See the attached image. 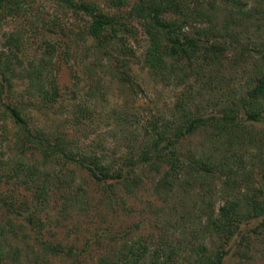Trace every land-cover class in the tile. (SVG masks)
<instances>
[{"label": "trees", "instance_id": "trees-1", "mask_svg": "<svg viewBox=\"0 0 264 264\" xmlns=\"http://www.w3.org/2000/svg\"><path fill=\"white\" fill-rule=\"evenodd\" d=\"M52 1L57 8L49 13L33 0H0V26L12 19L17 28L0 27V117L14 127L13 142L18 147L41 156L37 164L35 158L16 162L10 175L24 188L32 187L30 192L42 202L36 203L40 210L51 185H56L57 176L52 174L56 166L70 173L68 165L83 169L108 192L110 206L124 204L119 191L135 193L149 182L168 215L162 228L182 232L186 224L191 225L186 227L188 237L164 235L152 248L144 239L125 241L112 258L100 257L96 264H231L225 260V245L240 226L258 219L256 229H264V157L251 160L257 159L260 167L256 181L238 179L243 168L239 146L245 150L251 141L264 145V38L258 43L261 59L251 69L252 79L234 88L225 85L230 77L218 74L249 62L241 42L247 15L240 0ZM60 9L79 14L83 24L69 28L58 14ZM239 23L241 33L236 29ZM83 49L80 60L87 74L83 79L87 97L79 100L70 94L79 80L72 88L61 89L57 71L60 61L75 60ZM231 49L233 59L227 57ZM134 66L146 71L150 83L176 86L165 111L130 118V104L122 109L98 101L106 99L104 78L127 91L143 92L131 72ZM212 89L217 90L216 97L203 95ZM61 100L72 103L65 116L60 115ZM38 114L49 115V121L40 122ZM55 116L71 129L84 131L90 123L112 119L120 127V135L115 133L120 144L106 149L96 141L79 147L57 123L50 122ZM258 124L262 126L251 131ZM197 134L205 139L193 148L190 144ZM221 177L219 191L225 198L214 207L212 199L205 202L199 186L208 189ZM195 195L206 206L193 204L190 199ZM2 204L14 216L21 215L23 207L28 209L25 201L18 199L15 205L0 195ZM172 211L179 213L171 221ZM27 216L29 222L32 213ZM9 219L0 217V259L23 264L18 248L10 242L17 227L13 229ZM38 243L45 251L60 250L58 243ZM30 264L37 263L33 259Z\"/></svg>", "mask_w": 264, "mask_h": 264}, {"label": "rangeland", "instance_id": "rangeland-1", "mask_svg": "<svg viewBox=\"0 0 264 264\" xmlns=\"http://www.w3.org/2000/svg\"><path fill=\"white\" fill-rule=\"evenodd\" d=\"M240 2L247 15L245 23L241 21L247 29L245 35L242 34L241 42L245 45L244 53L250 55L248 60L245 58L249 62L243 67H236L233 72L227 69L218 72V74L222 73L223 76L230 77L225 82L226 84H223L234 88L242 86L245 81L252 79L250 78L251 69L255 68L261 59L257 50L261 46L258 43L264 38V2L261 0H240ZM33 3L43 4L49 13H53L57 8L52 0H33ZM58 14L63 23L69 28L77 29L83 24V19L79 14H70L68 11L61 9ZM238 17V15L234 17L235 22L238 21ZM241 23L236 26L239 33L243 29ZM0 27L1 29H17L12 19ZM138 41L142 43V40L139 39ZM132 43L134 45L138 44L136 41ZM78 53L80 55L75 60L60 61L57 81L61 89H66L67 86L71 88L74 86V80H79L78 84L75 85L79 88L73 87L70 94L74 93L77 99L81 100L87 97L84 93L87 84L83 83V79L87 77V74L80 60L85 51L83 49ZM227 57L234 58L232 49ZM85 60L87 61V59ZM71 64L73 65L72 68L75 67L74 71H71ZM136 67L134 66L131 72L136 74L143 92L139 90L136 93L127 91L120 87L116 81L111 79L106 81V78H104L106 85L103 90L106 92V99L103 97L99 98L98 101L105 103L106 106L108 105L107 107L116 106L122 109L130 104L132 107L129 110L130 118L134 115L147 117L150 113L165 111V108L172 102L176 86L171 82L166 85L159 82L150 83L146 71ZM94 69L100 70L99 67ZM97 71L93 74L98 73ZM217 94V90L212 89L209 93L206 92L203 95L210 98L216 97ZM63 95L68 97L65 93ZM60 103H62L59 107L60 115L65 116L70 111L72 103L64 100H61ZM134 107L135 109H133ZM45 115H36L37 120L45 122L47 119L49 121V115ZM50 122L57 123V126L62 128L65 134H68L67 138L73 139L79 147L92 146L90 145L91 142L96 141H99L106 149L120 144L118 138L120 127L112 119L97 120L90 123L87 126L89 127L87 131H84L83 127L76 126L71 129L61 116H55L54 121L50 120ZM261 126L260 124L252 125L251 131ZM115 133H119V135ZM14 136L16 135L12 124L7 119L0 117V195L6 201L14 202L15 205H17L18 199L25 201L28 205V209L23 207V211L19 208L22 211L21 215L14 216L13 213H8V210L2 204L0 205V217L6 220L7 216L10 218L12 228L16 229L17 227V232L14 237L10 238V242L18 248L19 260L23 264H30L33 259L37 264H44V262L53 264H96L100 257L112 258L116 249L125 241L128 243L144 239L146 244H149L152 248L159 245L160 237L164 235L170 238L188 237L185 233L187 232L186 227H190V224H186L187 226L184 227L185 229L182 232L180 230L171 231V229L165 231L162 228V223L168 224V215L163 212V203L160 197L152 193L151 183L144 182V185L140 186L135 193H129L128 195H124L122 191H119V194L124 196V204L116 205L112 203V206H110L106 201L108 192L102 188L101 184L94 181L83 169H79L73 164L67 166L68 170H72V173L67 172L66 169L55 167L52 174L57 176L53 180L56 185H51L53 191L49 190V194L43 202L45 208L40 210L36 203L42 202L40 198L35 199L32 195L30 192L32 187L29 189L24 188L10 174L12 165L16 162L20 160L30 162L35 158L37 164L41 156L37 151L32 154L25 148L18 147L17 142H13ZM204 139L205 135L197 134L190 145L197 148L195 144ZM239 147L241 148L239 154L241 153L243 168L240 170L238 179L243 181L245 180L243 178L246 177L248 178L247 181L252 180L254 182L259 177L260 167L257 159L253 161L254 163H251V160L258 156L264 157V145L251 141L247 142L245 150L242 146ZM154 177H156V174H154ZM221 180L222 177L217 181L214 179L210 183L212 186L208 189L203 184L199 186V192L202 197L206 198L205 202L212 199L214 207L222 203L225 198L222 195L223 192L219 191L220 187L223 186ZM190 200L197 207L206 206V203L202 202L196 195L195 198L192 196ZM168 204H172L171 201ZM179 207L176 205V211ZM182 211L183 208H180L179 212ZM196 212L199 213V209ZM30 213H32V217L28 222L26 217ZM177 214H173L172 211L171 221L176 218ZM23 215H25V218H23ZM18 222H22L23 226L19 225ZM257 223L258 219H254L241 225L237 235L225 245L227 250L225 260L228 263L264 264V229L260 226L257 230ZM38 240L58 243L60 250L45 251ZM238 253H246L245 255H248V257ZM0 264H10L9 258H1Z\"/></svg>", "mask_w": 264, "mask_h": 264}]
</instances>
